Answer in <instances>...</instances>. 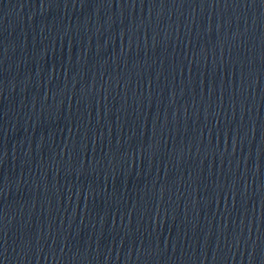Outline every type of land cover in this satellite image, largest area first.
I'll return each instance as SVG.
<instances>
[{
    "label": "water",
    "instance_id": "water-1",
    "mask_svg": "<svg viewBox=\"0 0 264 264\" xmlns=\"http://www.w3.org/2000/svg\"><path fill=\"white\" fill-rule=\"evenodd\" d=\"M0 264H264V0H0Z\"/></svg>",
    "mask_w": 264,
    "mask_h": 264
}]
</instances>
